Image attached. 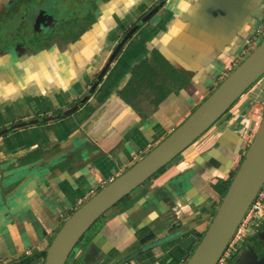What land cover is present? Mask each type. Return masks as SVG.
<instances>
[{"label": "crops", "instance_id": "crops-1", "mask_svg": "<svg viewBox=\"0 0 264 264\" xmlns=\"http://www.w3.org/2000/svg\"><path fill=\"white\" fill-rule=\"evenodd\" d=\"M147 2L151 3L152 0ZM187 3V0H176L175 5L181 9L180 12L179 9L166 10L160 23L144 25L109 64L103 82L93 93L84 97L83 104L70 116L26 125L0 137V187H4V176L8 169H15L21 161L29 163L28 153L35 148L49 150L63 144L64 149H68L64 144L66 141L82 138H91L96 144V151L91 152L88 164L68 170L61 163H53L63 158L58 154L54 156L60 147L47 151L41 157L43 163H48L44 172L34 173L23 188L17 186L7 194L2 190L1 199H5V203L1 204L0 200V264L17 260L25 254L45 251L50 243L49 237H54L63 224L62 219L72 214L71 211L81 203V199L86 201L94 194V189L97 191L98 187L106 185L143 158L243 60L241 56L233 69H229V65L241 55L243 43L232 47L220 46L219 49L213 46L215 43H206L198 50L195 45L189 46L179 39L182 30L173 23L185 25L179 17L183 10L192 12L193 8L187 7ZM135 17V12L121 15L127 24ZM113 22L103 14L95 35L97 39L90 38L80 43L73 57L60 61L56 60L55 55L50 59L59 68L61 62L65 63L62 69L66 71L62 80L59 74L57 77H47L57 84L47 92L40 87L39 77H36L39 83L35 88L20 89L22 84L16 82L14 76H7V70L3 69L7 64H3L0 58V127L14 119L51 113L60 104L78 97L89 86L94 75L107 65L110 52L117 44L114 42L121 30ZM153 48L162 53L179 75L188 79L186 86L178 89L175 84L159 78L158 84L171 93L158 106H155L146 87L138 92V98L131 96L132 91L122 92L132 78L133 67L145 56H150ZM5 58L11 64L19 60L13 54H5ZM38 60L40 63L44 59L39 57ZM71 64L73 77L70 74ZM248 94H244L226 116L193 144L188 155H182L152 179L149 187L154 184L156 191L164 193L169 184L174 191V199H168L166 211L134 230L123 240L124 243L115 241L107 259L101 264L122 262L137 251L143 238L152 234L155 238L147 242L150 248L132 255L122 264H185L191 250L211 223L216 207L220 205L222 195L216 189V183L230 178L232 171L238 168L239 158H243L252 141L245 123L254 118L251 111L257 102H243ZM32 102L35 106H32ZM33 167L37 171L41 166ZM156 179L160 181L155 183ZM116 221L119 224L125 218L117 217ZM179 223L187 227L184 232L161 244L154 242ZM263 234L253 232L242 244V248L252 245L255 259L260 254L264 255ZM248 252L251 250L248 249ZM79 263L78 259L74 264ZM33 264H43V257L36 255Z\"/></svg>", "mask_w": 264, "mask_h": 264}, {"label": "water", "instance_id": "water-1", "mask_svg": "<svg viewBox=\"0 0 264 264\" xmlns=\"http://www.w3.org/2000/svg\"><path fill=\"white\" fill-rule=\"evenodd\" d=\"M187 1V7L190 6V9H193L191 10L192 12L183 10L180 15L179 20L185 23V25L172 23L182 30L181 38L179 39L189 46L191 44L195 45L198 50H201L206 43H215L213 46L216 49H219L220 46L232 47L243 43V48L252 37L257 26L264 19L263 17L255 27L253 26V21L258 15L262 14L261 16H264V0ZM191 1L194 3L191 4ZM212 7L219 10L218 13L216 15L212 14L213 16L209 17L208 20L203 18L200 12ZM110 20L113 22L111 17ZM98 27L99 24H95L92 29H88L82 36V42L90 38L95 39ZM79 44L69 43V48L65 52L64 58L67 59L76 55V46ZM7 50L9 51L8 54L13 51L11 45L8 46ZM12 54L14 55L15 51L11 52ZM62 65L63 62H61L59 68L54 64L55 68L59 69L61 80L63 76ZM70 74L72 77L74 76L72 64L70 66ZM263 75L264 39L254 48L253 52L242 60L219 83L183 123L175 128L143 158L102 186L80 207L75 209L63 222L46 248L44 264H66L75 245L109 208L116 205L139 185L152 178L154 174L159 172L161 168L166 167L176 156L179 154L188 155L193 149V144L220 119L226 116L233 105L247 92L249 93L248 97L243 102L246 103L249 100L256 101L257 104L252 107L251 113H258L264 98V82L257 83V81ZM73 83L75 84V82ZM245 126L247 133L249 135L252 134L255 120L249 119V123L247 121ZM87 143V140H83L72 145L73 149H60L56 154L63 158H61V161L53 163L60 164L64 162L68 165V160L74 161L75 163L73 165L70 164L67 170L82 163L88 164L91 153L88 147H86ZM244 156L245 158L238 167L211 223L185 264L218 263L252 200L262 186L264 182V110L262 111V119L253 133L252 141ZM45 164L41 165L40 170L36 171L35 169L34 171L32 164L21 161L16 165L15 169H8V173L4 176V187L6 185V188L10 190L9 193L17 186L23 188L25 183L27 184L30 178L35 175L34 173L44 172ZM159 181L156 179L155 183ZM156 187L154 184L148 187V190L137 197L124 211L117 213L116 216L109 219L101 230L89 240L86 248H84L83 257L79 264H101L104 259H107V254H109L115 241L118 240V243L123 242L134 230L145 226L165 212L166 202L168 199L174 197V191L170 188L169 184L166 185L165 188L167 190L165 189L164 193L156 191ZM2 190L3 187H0V200L1 204H4L5 199L3 201L1 199ZM175 192L177 193V191ZM5 198H7V195ZM117 217L125 218V221L118 224L116 221ZM147 248L150 247L147 246L143 250ZM248 249L251 252H248ZM253 251L250 244L247 248H242L233 259V264H264V259L262 262H259L258 258L255 259L256 255ZM251 253L254 255L253 259Z\"/></svg>", "mask_w": 264, "mask_h": 264}, {"label": "flooded vegetation", "instance_id": "flooded-vegetation-1", "mask_svg": "<svg viewBox=\"0 0 264 264\" xmlns=\"http://www.w3.org/2000/svg\"><path fill=\"white\" fill-rule=\"evenodd\" d=\"M175 2L176 0H152L151 3H146V0H0V58H2L3 64H11V62L7 61L5 58V54L9 52L7 48L11 45L13 48L11 52L15 51L14 55L19 57V60L14 63V65H18L17 69L23 68L24 70H21L25 71L29 68L28 76L26 77V75H24L25 80L20 89L30 90V88H35L37 86L36 77L40 78V87L44 92H47L50 88L52 89V86L57 87L55 81L51 82L47 78L49 76H52V78L55 76L57 77L59 74V69L55 68L50 59H53L55 55L56 60L65 59L64 55L66 54L65 52L68 51L69 43H82L81 39L83 34L88 29H92L95 24H100V17L103 14H106L108 18L111 17L114 21L113 24H116L117 27L119 26L121 30L118 39L114 42L117 44L113 46L110 52L107 65L103 70H99L94 75L89 86L84 90L85 92L83 91L84 93L82 92L71 101L60 104L59 108L51 113L41 116L34 115L27 119L18 118L10 121L0 127V137L7 135L14 129L26 125L39 122L47 123L52 119L70 116L73 111L83 104L84 97L87 96L88 93H93L103 82L109 64L122 52L125 44L129 43L133 36L147 23H160L166 10H178V5H175ZM190 3L193 4L194 2L191 1ZM180 11L181 9H179V12ZM218 11L219 10L212 7L202 10L200 13L203 18L208 20L209 17L213 16L212 14L216 15ZM134 12L136 13V17L128 24L121 18L122 14L127 16ZM11 52L9 54H11ZM56 52H58V54H56ZM39 57L44 59L40 61V63L38 60ZM64 64L65 63H63L62 67ZM170 66L171 65L168 63L167 59L163 57L162 53L158 49L153 48L150 56H145L138 65L133 67L132 78L129 79L122 92L132 91L131 96L133 98H138V92H141L143 88L146 87L147 92H149L154 99L155 106H158L166 99L168 94L171 93L169 90H164V88L158 84L159 81L157 80L159 78L175 84V88L178 89L186 86L188 82V79H184L181 75H178L179 73L177 71L178 74H175ZM3 69L6 71V67H3ZM50 70L53 74H51ZM65 71L66 69H63L62 73L65 74ZM151 91H153V93H151ZM32 106H35L34 102H32ZM18 107H20V105ZM83 139L85 138L66 141L64 144L73 149L72 145L83 141ZM86 140L88 142L86 147H88L89 152L96 151L94 140H91V138H86ZM61 145L62 146L57 145L52 147L49 150L35 148L28 153L30 156V159H28L29 163L37 167L45 164L46 162L43 163L41 161L42 155L47 151L56 150V148L59 147L60 149H64V145ZM54 156H57V154ZM74 163V161L68 160V165L64 162H61L60 165L67 168L70 164L73 165ZM235 171H237V169H235ZM154 178L155 177H152V179ZM99 189H101V187H98L97 191ZM3 190L5 194L10 191L8 188L4 189V187ZM97 191L94 189L92 192L96 193ZM82 200L83 199H81V203L75 209L85 202V200ZM75 209H73L71 213H73ZM66 219L67 217H65L64 221ZM186 228L187 227H183L180 223L178 225L174 224L164 236L157 238L154 242L156 243L159 240H167L169 237L177 236L179 233L184 232ZM253 232L264 233V214L258 218V221H256L250 230L243 236L237 249L231 252L225 264H230L229 261L231 259V261H233L241 250L243 242L250 234H253ZM145 238L141 240V246L137 249V252L149 246L147 243L149 240L144 242ZM88 240H90V238ZM88 240L87 243L89 242ZM161 243L163 242L161 241L157 244ZM83 251L84 249L81 250L80 255L77 253L73 255L72 264L78 259H82ZM133 255H135V253ZM260 255H258L257 258L259 262H262L264 255ZM44 263L45 261L43 259V264ZM117 263L118 261L115 264Z\"/></svg>", "mask_w": 264, "mask_h": 264}, {"label": "built area", "instance_id": "built-area-1", "mask_svg": "<svg viewBox=\"0 0 264 264\" xmlns=\"http://www.w3.org/2000/svg\"><path fill=\"white\" fill-rule=\"evenodd\" d=\"M264 38V19L261 21L260 25L257 26L255 29L252 37L247 41L246 45L243 47L242 54H247L249 51H252L253 48L258 45L262 39ZM241 54V55H242ZM241 55H239L231 65H229V69H233V66L236 65L237 61L241 60ZM264 82V75L259 78L257 83ZM257 85V84H255ZM264 110V98L261 102V108L258 113H254V120H255V126L252 131L251 137L253 136V133L257 129L261 119H262V111ZM264 207V182L262 186L260 187L259 191L257 192L256 196L252 200L248 210L246 211L241 223L239 224L238 228L236 229L233 237L231 238L230 242L228 243L226 249L224 250L221 258L219 259L217 264H225L228 257L230 256L231 252L236 250L240 241L242 240L243 236L247 233L248 230L253 226L256 221H258V218L264 214L263 211Z\"/></svg>", "mask_w": 264, "mask_h": 264}, {"label": "rangeland", "instance_id": "rangeland-1", "mask_svg": "<svg viewBox=\"0 0 264 264\" xmlns=\"http://www.w3.org/2000/svg\"><path fill=\"white\" fill-rule=\"evenodd\" d=\"M188 15V14H187ZM262 14L258 15V17L253 21V26L255 27L257 25V23L259 22V20L261 21L263 19L264 16H261ZM264 15V14H263ZM188 17V16H187ZM264 39V38H263ZM262 39V40H263ZM259 45V44H258ZM256 45V46H258ZM242 50L243 48L240 50V53L242 54ZM254 51V48L252 49V51H249V53L247 54H242V58L243 60L251 53ZM22 70H24L23 68H21ZM21 69H17V66L14 65V64H9L7 65L6 67V70H7V76H14V80L16 82H20L23 86V82L25 80V76L26 77L28 76V70H25V71H21ZM51 71V70H50ZM51 74H53V72L51 71ZM30 75V74H29ZM37 83H39L37 81ZM189 116V115H188ZM183 123V122H182ZM179 126V125H178ZM177 128V127H176ZM181 154H179L178 156H176L171 162H169L167 164V166L171 165L172 163L178 161L180 158H181ZM242 160V157L239 158V162H238V166H240V162ZM235 169L232 171L234 172ZM151 181L152 179H148L146 182L142 183L141 185H139L137 188H135L129 195L131 197V199L134 201L137 197H139L143 192L144 190H147L149 185L151 184ZM131 200V201H132ZM3 204V203H2ZM125 202H120L118 205H114L112 206L111 208H109L87 231L86 233L84 234V236L81 238V240L75 245V247L73 248V251L70 255V257L67 259L66 261V264H72L73 262V255L75 253H77L78 255H80V252L82 249L86 248V245L87 244V240L90 238H93L100 230L101 228L104 226V224L111 218H113L114 216L117 215V213H120L122 211H124L123 208H125L124 206ZM218 207V206H217ZM216 207V208H217ZM126 209V208H125ZM70 213V211H69ZM65 219V218H64ZM62 219V220H64ZM61 227V226H60ZM58 231V230H57ZM165 235V234H164ZM163 235V236H164ZM54 237L53 236H50L49 237V240L51 241ZM199 244V242L197 243V245ZM196 245V247H197ZM195 247V248H196ZM232 260V259H231ZM229 261V263H231L232 261ZM35 262V260L33 261Z\"/></svg>", "mask_w": 264, "mask_h": 264}, {"label": "trees", "instance_id": "trees-1", "mask_svg": "<svg viewBox=\"0 0 264 264\" xmlns=\"http://www.w3.org/2000/svg\"><path fill=\"white\" fill-rule=\"evenodd\" d=\"M239 65V64H238ZM171 67V69H172V71L175 73V74H178L177 72H176V70L172 67V66H170ZM233 71V70H232ZM179 75V74H178ZM182 77H183V75H181ZM184 79H186L185 77H183ZM245 158V156H243V158H242V161H243V159ZM241 161V162H242ZM167 167V166H166ZM166 167H163V168H161L160 169V171L159 172H157L156 174H154V176L153 177H157L160 173H162L165 169H166ZM238 169V168H237ZM235 174H236V171H234L232 174H231V176H230V178L229 179H227V180H220L218 183H216V185H215V187H216V189L221 193V195H222V198H223V196L225 195V193H226V191H227V189L229 188V185H230V183H231V181H232V179H233V177L235 176ZM150 179H152V178H150ZM222 198H221V201H222ZM132 199H131V197H130V195H127V196H125L124 198H122L116 205H118L120 202H125V204H124V206H125V208H127L128 206H130L132 203H133V200L131 201ZM125 208H123V209H125ZM155 236L152 234V235H149L148 237H146L145 239H144V242H146V241H148V240H151V239H153ZM203 237V236H202ZM163 240L164 239H162V240H159V241H157L156 242V244L158 243V242H163ZM89 241V240H88ZM152 245H155V243L154 244H152ZM151 246V245H150ZM142 250L143 249H141L140 251H136L135 252V254H137V253H139V252H142ZM194 250H195V248H193L192 250H191V254L194 252ZM191 254H190V256H191ZM38 256L39 258L40 257H43V259H44V261H45V258H46V251H43V252H41L40 254H33V255H22L19 259H17V260H14V261H11V262H8L7 264H33V261L35 260V256ZM133 255V254H132ZM132 255H130V256H128L127 258H131V256ZM126 258V259H127ZM189 258V257H188ZM126 259H124L122 262H124V261H126ZM122 262H120V263H117V264H122Z\"/></svg>", "mask_w": 264, "mask_h": 264}]
</instances>
